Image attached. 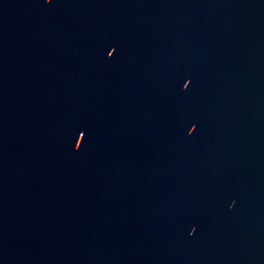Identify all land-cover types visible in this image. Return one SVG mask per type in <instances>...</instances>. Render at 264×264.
I'll return each mask as SVG.
<instances>
[{
	"label": "water",
	"instance_id": "1",
	"mask_svg": "<svg viewBox=\"0 0 264 264\" xmlns=\"http://www.w3.org/2000/svg\"><path fill=\"white\" fill-rule=\"evenodd\" d=\"M0 264H264V0H0Z\"/></svg>",
	"mask_w": 264,
	"mask_h": 264
}]
</instances>
